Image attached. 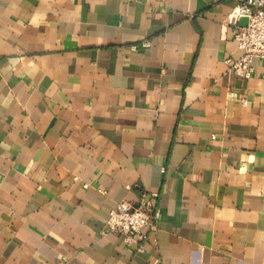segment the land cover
<instances>
[{
  "label": "crops",
  "instance_id": "obj_1",
  "mask_svg": "<svg viewBox=\"0 0 264 264\" xmlns=\"http://www.w3.org/2000/svg\"><path fill=\"white\" fill-rule=\"evenodd\" d=\"M235 8L0 0V264H264V61L228 71ZM121 202L160 211L142 253L102 235Z\"/></svg>",
  "mask_w": 264,
  "mask_h": 264
},
{
  "label": "built area",
  "instance_id": "obj_2",
  "mask_svg": "<svg viewBox=\"0 0 264 264\" xmlns=\"http://www.w3.org/2000/svg\"><path fill=\"white\" fill-rule=\"evenodd\" d=\"M235 17L234 39L242 55L237 60L227 59L225 64L229 72L249 80L255 74L254 61H264V0H236ZM243 19L246 25L238 27L237 21ZM239 104L246 106L248 102L239 99ZM159 220L160 211L153 206L135 208L121 202L109 212L102 235H117L127 248L142 253L149 235L157 232Z\"/></svg>",
  "mask_w": 264,
  "mask_h": 264
},
{
  "label": "water",
  "instance_id": "obj_3",
  "mask_svg": "<svg viewBox=\"0 0 264 264\" xmlns=\"http://www.w3.org/2000/svg\"><path fill=\"white\" fill-rule=\"evenodd\" d=\"M241 22H242V26L241 27H244L246 25V20L243 19V20H241Z\"/></svg>",
  "mask_w": 264,
  "mask_h": 264
}]
</instances>
